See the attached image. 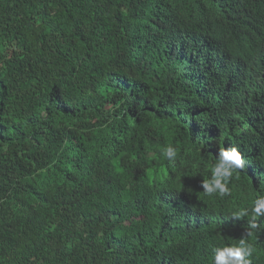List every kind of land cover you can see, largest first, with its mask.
Instances as JSON below:
<instances>
[{"label":"trees","instance_id":"obj_1","mask_svg":"<svg viewBox=\"0 0 264 264\" xmlns=\"http://www.w3.org/2000/svg\"><path fill=\"white\" fill-rule=\"evenodd\" d=\"M260 195L264 0H0V264H211Z\"/></svg>","mask_w":264,"mask_h":264},{"label":"clouds","instance_id":"obj_2","mask_svg":"<svg viewBox=\"0 0 264 264\" xmlns=\"http://www.w3.org/2000/svg\"><path fill=\"white\" fill-rule=\"evenodd\" d=\"M164 155L172 160L176 156V150L168 147ZM245 167V161L241 152L236 147L220 149L218 157H215L211 164L210 179L202 180L201 187L205 195L212 196L219 194L221 197L230 196L231 189L229 184L234 175ZM250 217L245 228L246 235L239 239L238 243L232 245H223L213 247L211 254V264H251V257L256 249L250 243L247 237L253 235L259 225L256 222L258 218L264 217V195L256 197L250 208H242L233 213V218L241 219Z\"/></svg>","mask_w":264,"mask_h":264}]
</instances>
